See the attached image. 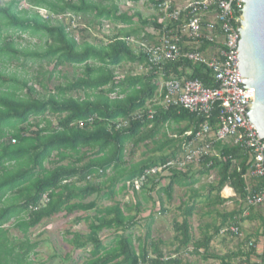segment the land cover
<instances>
[{
	"label": "trees",
	"instance_id": "16d2710c",
	"mask_svg": "<svg viewBox=\"0 0 264 264\" xmlns=\"http://www.w3.org/2000/svg\"><path fill=\"white\" fill-rule=\"evenodd\" d=\"M127 1L137 3L141 0ZM149 1L156 4L154 0ZM26 2L30 6L28 10L21 9L18 0H9L0 6V26L43 37L45 45L42 49L20 48L14 38L0 33V58L46 60L53 62L56 68L81 66L82 73L65 85L55 87L54 93L42 85L40 93L26 80L20 81L12 74L0 72V264H35L29 258L35 255L38 243L27 239L28 232L58 214L70 216L78 212H93L91 216L76 217L77 223L84 221L87 224L88 233H72L69 241L74 250L87 252L88 258L83 264H187L182 262L178 253L189 247L193 256L216 260L218 264H258L252 261L254 250L251 249L247 253L238 251L223 256L209 253L210 242L228 220L240 224L239 217L243 212L249 209L254 212L252 206H247V198L263 187V180L254 177H251L254 185L247 184L249 155L240 147L218 144L216 154L200 164L198 174L216 171L217 175L216 181L207 186L202 202L210 209L223 205L227 199L220 194L229 187L238 201V209L220 214V226H206L205 234L198 239L193 236L190 220L197 200L203 195L193 189L197 182L194 172L190 167L186 172L172 170L171 176L166 178L167 184L158 194L162 192L167 200L171 199L175 186L190 191L187 201L180 203L178 208L177 217L181 220H173V240L178 245L172 254L165 255L154 243L150 244L152 256L144 245L136 249L130 230L139 215L140 203L135 207L128 204L122 207L121 203L114 201L116 196L127 191V183L140 177L146 169L175 158L182 149L181 145L191 140L205 118L181 109H169L159 111L151 121L134 120L117 130L114 122L142 110L146 102L153 99L159 75L164 81L185 78L215 87L211 72L203 65L181 60L167 63L160 71L150 70L146 75L127 76L119 81L115 69L123 63L147 64L146 57L136 53L125 41V38L137 35L133 18L137 17L142 25L161 28L156 19L147 21L138 13L121 15L113 0L109 6L92 0ZM40 10L47 11L48 16L42 17ZM68 13L76 16L93 14L97 21H110L127 28L117 29L106 42H77L68 27L58 20ZM207 46L208 43H204L201 50ZM79 92L83 94L82 98L71 96V93ZM216 116L214 110L210 120L213 128L216 127ZM49 117L54 119V125ZM88 118H93V122L83 129L72 125ZM170 123H185L175 132L178 137L187 132H191V136L182 139L183 142L180 138L166 139L154 149L160 153L158 156L126 164L127 143L137 146L146 141L155 142L161 128ZM11 140L15 143L12 144ZM209 162L211 165L207 167ZM89 177L97 181L87 180ZM160 184L161 180H148L141 188V195ZM44 195L47 202L40 203ZM98 201L113 203L99 207ZM243 205L245 211L241 210ZM34 207L37 209L32 210ZM132 209L136 210L134 215H131ZM7 224L25 238L16 241L17 248L7 239L4 229ZM150 228L149 223L146 240H150ZM104 231L113 234L110 245H104L101 240ZM260 258L264 262V251Z\"/></svg>",
	"mask_w": 264,
	"mask_h": 264
},
{
	"label": "built area",
	"instance_id": "2783aa9c",
	"mask_svg": "<svg viewBox=\"0 0 264 264\" xmlns=\"http://www.w3.org/2000/svg\"><path fill=\"white\" fill-rule=\"evenodd\" d=\"M157 11L156 23L161 28H152L150 41L126 38L125 41L142 53L148 70L160 71L164 65L176 61H188L205 66L212 75L215 87H207L199 80L170 79L164 83L160 99L149 100L144 108L125 119L114 122L115 129L127 127L134 120H153L159 111L181 109L204 117V122L190 141L184 142L175 158L163 165L146 169L142 175L127 183V187L140 191L148 180L155 182L171 176L172 170L186 172L191 166H200L207 158L216 154L215 146L225 144L244 149L249 155L250 177L263 180V187L247 198V206L264 207V139L251 123H248L242 104H251V91L245 87L237 70V23L241 21L239 11L244 6L241 0H154ZM208 43L205 50L202 45ZM217 111L215 128L211 115ZM93 118L81 120L72 125L83 129L91 125ZM191 136L185 133L184 139ZM14 144L15 141L11 140ZM211 162L207 163V167ZM89 177L87 180H91ZM161 181V182H162ZM44 195L40 203H46ZM37 209L34 207L32 210ZM239 223L227 221L218 232L220 236L240 238ZM253 248V242L248 244Z\"/></svg>",
	"mask_w": 264,
	"mask_h": 264
},
{
	"label": "rangeland",
	"instance_id": "374dc122",
	"mask_svg": "<svg viewBox=\"0 0 264 264\" xmlns=\"http://www.w3.org/2000/svg\"><path fill=\"white\" fill-rule=\"evenodd\" d=\"M9 0H0V6L7 3ZM20 2V8L28 10L30 6L26 0H18ZM94 3L109 6L110 0H92ZM113 3L117 5L119 9V14L121 15H134L135 13L140 14L142 19L151 21L157 19L158 13L153 8V5L148 0H141L137 3L130 2L127 0H113ZM40 15L44 18L48 16L47 11L40 10ZM134 26L137 28V36L140 39H144L148 32L152 31L154 28L151 24L142 25L138 22L137 17L133 18ZM58 20L61 21L68 31L75 37L77 42L83 40L88 41L93 44H98L100 42H106L112 35L117 32V29L124 28L123 25H115L110 21L100 20L97 21L93 14H84V15H73L71 13L62 15L58 17ZM0 33L5 37L14 38L20 48L29 47L32 49H42L45 45V38L40 36H33L29 33H20L13 29H7L0 26ZM146 66L140 63H131L125 62L120 67L115 69L116 77L119 81L123 80L126 76H136V75H146L148 72ZM0 72L5 73L6 75H14L20 81L26 80L28 85H33L34 88L42 93L43 88L46 87L47 91L50 93L55 92V87L59 85H65L67 82H70L81 75L82 67L81 66H71L64 65L56 68L53 62H47L46 60H37V59H26L20 58L18 60H6L0 58ZM51 74V76H50ZM73 97H83L82 93H71ZM113 98V95L111 96ZM50 118V117H49ZM52 124L54 125V119L50 118ZM179 126L173 123L165 125L161 128L160 133L156 136L155 142L146 141L144 144H139L137 146L132 145V143H127L125 149V162L127 165L135 164L145 158L150 156H158L160 153L154 151V149L161 142L166 139H175L176 129ZM146 144V145H145ZM48 166V165H47ZM192 171L194 172V177L197 180L193 189L196 190L199 194L203 195L201 199L197 200L196 209L194 211V216L191 218L190 223L193 227L194 237L198 236L197 225L199 224H214L216 227L220 226L221 219L219 215L230 213L238 209V201L236 202L235 195L231 190V198H228L223 205L217 206L214 209H210L206 206L205 202L203 203V197L206 194V188L209 184H212L216 181L217 175L216 171H210L205 174H198L201 171L200 166H192ZM93 182L97 179L92 178ZM162 181V180H161ZM167 179H164L161 182V185L157 186L151 192H145L143 195L139 192L136 195L133 193L126 192L120 194L114 198V201L121 203L122 207L124 204L135 205L140 203V212L138 218H136L134 227L130 232L135 237L134 245L137 248L138 243L137 239L141 241L144 239L145 233L147 231V224L151 221V238L156 243L161 241L160 249L165 255L174 253V250L177 247V243L174 242L173 236L174 232L172 229L173 220L178 216V208L180 203L186 202L190 191L185 187H174V192L172 193L171 199L167 200L165 194L162 192L158 194L160 188L167 184ZM248 182V181H247ZM249 183L250 180H249ZM251 186V185H249ZM189 189V188H188ZM224 191V190H223ZM220 197L223 199L229 197L225 196L221 191ZM225 197V198H224ZM93 199V198H92ZM89 199V200H92ZM232 199V201H230ZM87 200V201H89ZM113 202L110 201H98L97 204L99 207L111 205ZM258 207H253L255 212L258 211ZM241 210H246V208L241 206ZM262 210V209H261ZM261 212L263 214V210ZM210 214L208 215V213ZM247 213L252 211L246 210ZM136 213L135 209H132L131 215ZM91 216L93 212L89 213H74L70 216H65L64 214H58L50 219L44 220L39 226L31 229L27 234V239L30 242H37L38 245L35 248V255H30V261L35 264H83L87 258L88 254L83 250H74L72 244L69 242L71 239L72 233H81L87 234L88 227L87 224L82 222H76V217ZM244 213L239 217L240 222L243 225V228L247 233H251L255 226L258 225L257 222L251 221H241L244 219ZM180 221V218L176 219ZM11 224L5 225L7 239L15 243V248H17L16 241H22L24 236L18 230L11 228ZM212 232V229L210 230ZM128 233V231H127ZM101 240L104 245H110L113 240L112 232L104 231L101 234ZM228 243L223 245V243ZM239 243V242H238ZM230 245V246H229ZM237 239L231 238L229 236H220L215 237V241L211 245V251L215 254H224L225 249L232 247L236 249ZM89 249V246L86 247ZM191 248L187 250H181L178 254L179 258L187 264H218L216 260L205 261L201 257L193 256L191 253ZM247 252V251H246Z\"/></svg>",
	"mask_w": 264,
	"mask_h": 264
},
{
	"label": "water",
	"instance_id": "95a60500",
	"mask_svg": "<svg viewBox=\"0 0 264 264\" xmlns=\"http://www.w3.org/2000/svg\"><path fill=\"white\" fill-rule=\"evenodd\" d=\"M244 6L239 11L237 23V70L245 90L251 91V104L243 110L248 123L264 139V0H241Z\"/></svg>",
	"mask_w": 264,
	"mask_h": 264
},
{
	"label": "crops",
	"instance_id": "0c3cea01",
	"mask_svg": "<svg viewBox=\"0 0 264 264\" xmlns=\"http://www.w3.org/2000/svg\"><path fill=\"white\" fill-rule=\"evenodd\" d=\"M149 1V0H148ZM124 28H127V27H124ZM148 34H149V32H148ZM137 36V35H136ZM131 37H134V36H131ZM131 37H127V38H131ZM134 38H136V39H140V38H138V37H134ZM126 39V38H125ZM152 38L150 37V35H146L145 36V38H144V40H146V41H150ZM144 64V63H143ZM145 66H146V70H148V64H144ZM149 71V70H148ZM147 71V72H148ZM136 76H138V75H136ZM126 77V76H125ZM124 77V78H125ZM166 81H164L162 78H161V76L159 75V77H158V89H157V91H156V93H155V95H154V97H153V100H155V99H160L161 97H162V94H163V92H164V83H165ZM152 100V99H151ZM150 100V101H151ZM147 103V102H146ZM181 124H184L183 126H181V127H178V128H183L184 126H185V123H181ZM180 125V124H179ZM178 125V126H179ZM176 133V132H175ZM175 139H177V138H180V140H182V139H184L183 137H178V135H177V133H176V136L174 137ZM184 140H182V142H183ZM182 142H181V144H182ZM181 146H183V145H181ZM191 169H192V166L190 167ZM166 179V178H165ZM249 180H250V182H252V183H249ZM253 179H251V177H246V181H248L247 182V184L248 185H251V187L254 185L253 184V181H252ZM161 185V184H160ZM226 189V187L223 189V190H225ZM227 189L228 190H231L229 187H227ZM126 192H131V193H133V195H136V194H138L140 191H134V190H131V189H129L128 187L126 188ZM125 192V193H126ZM136 192V194H134ZM223 192V191H222ZM141 193V192H140ZM232 193V192H231ZM231 193L229 194V197H227V198H225V199H228V198H231V196H233V195H231ZM230 201H232V199L230 200ZM258 208H260V209H258V211L257 212H253V213H247L246 211L245 212H243L244 213V219H243V221L244 220H246V221H251V222H257L258 223V225L257 226H255V228L253 229V231L251 232V233H247V231H245V229L243 228V225H242V223L240 222V225H239V227H240V231H241V237L240 238H236L237 239V245H236V249H234V248H232V247H229V248H227V249H225L226 251L224 252V254H220L221 256H223V255H229V254H232V253H236V252H242V253H247V252H249L250 251V249L251 250H254V254H253V257H252V261H254V262H256V263H258V264H264V262H262V260H261V256H262V253H263V251H264V226L262 225V222H263V220H264V207H258ZM263 210V214L261 213V212H259V210ZM261 210V211H262ZM139 216V215H138ZM194 216V215H193ZM136 218H138V217H136ZM179 217H177V219H178ZM181 220V219H180ZM150 224H151V221L149 222ZM148 223V224H149ZM147 224V225H148ZM191 224V223H190ZM136 225V224H135ZM208 225H212V224H199V225H197V229L195 230V231H197L198 232V236H196L195 238L196 239H198L199 237H201L202 236V234H205V229H206V226H208ZM192 227V226H191ZM146 228H147V226H146ZM150 232H151V229H150ZM192 232H193V227H192ZM209 232H211V231H209ZM134 236V235H133ZM194 236V235H193ZM215 237H217V235L216 236H214L213 237V239H212V241L210 242V245H209V253H211V254H215V253H213L212 251H211V245L213 244V242L215 241ZM134 242H135V237H134ZM161 241H157V243L154 241V240H152V238H151V236H150V240H146V233H145V236H144V239L141 241L139 238L137 239V243H138V246H137V248L139 247V246H141V245H144L143 247H145V249H146V251L147 252H149V255L150 256H152V254H151V243H154V244H156L158 247H160V245H161V243H160ZM239 242V243H238ZM250 242H253V248H249L248 247V244L250 243ZM225 244H227L228 245V243H223V245H225ZM178 245V244H177ZM135 246V245H134ZM230 246V245H229ZM136 248V247H135ZM136 248V249H137ZM177 248V247H176ZM189 248H191V247H189ZM159 250L160 251H162L160 248H159ZM191 251H192V248H191ZM190 251V252H191ZM247 251V252H246ZM218 255V254H217ZM199 257V256H198ZM201 259H202V257H201ZM181 260H182V262L183 263H185L184 261H183V259L181 258ZM205 261H209V260H205Z\"/></svg>",
	"mask_w": 264,
	"mask_h": 264
},
{
	"label": "bare ground",
	"instance_id": "6f19581e",
	"mask_svg": "<svg viewBox=\"0 0 264 264\" xmlns=\"http://www.w3.org/2000/svg\"><path fill=\"white\" fill-rule=\"evenodd\" d=\"M222 191H223V190H222ZM230 191H231V190H228L227 187H226V189L223 191V193H224L225 196H229ZM232 194H233V193H232Z\"/></svg>",
	"mask_w": 264,
	"mask_h": 264
}]
</instances>
